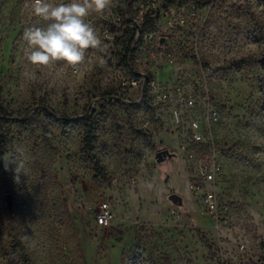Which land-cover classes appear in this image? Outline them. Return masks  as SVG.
I'll return each mask as SVG.
<instances>
[{
  "label": "rangeland",
  "instance_id": "1",
  "mask_svg": "<svg viewBox=\"0 0 264 264\" xmlns=\"http://www.w3.org/2000/svg\"><path fill=\"white\" fill-rule=\"evenodd\" d=\"M140 1L113 0L111 12L91 15L107 47L73 68L27 63L24 30L44 22L31 0H0V158L25 169L0 159V264H264V0H197L200 16L184 24L175 7L153 21V4L137 20ZM195 79L208 81L221 113L218 191L231 206L221 228L190 193L180 151L204 111L156 102ZM164 150L176 157L159 166ZM103 203L113 219L99 227ZM240 245L246 256L237 259Z\"/></svg>",
  "mask_w": 264,
  "mask_h": 264
},
{
  "label": "built area",
  "instance_id": "2",
  "mask_svg": "<svg viewBox=\"0 0 264 264\" xmlns=\"http://www.w3.org/2000/svg\"><path fill=\"white\" fill-rule=\"evenodd\" d=\"M127 6L131 7L137 0H126ZM153 4L157 7L154 14L151 15L153 21H158L160 10L163 7H175L177 9H169V13L173 15V19L184 24L190 21H196L200 16L198 7L200 4L197 0H141L139 2V11L137 20L144 19V9L146 5ZM198 10V14H197ZM168 18L169 13L165 12ZM116 22L121 21V17L114 18ZM181 24V25H182ZM203 83V84H202ZM131 87L138 88L139 82L132 80L128 83ZM152 93L159 88L156 82H151ZM182 86L171 87L166 91L158 93L156 102L165 103H181L192 109L201 108L204 112L201 117H194L188 123V129L184 132L181 145V153L186 160V169L189 178V191L192 195L199 199L202 215L207 217L216 228L226 226L231 215V206L218 191L220 184L224 178V166L226 159V151L224 147L218 143L216 136V128L221 123V113L213 105L211 91L208 87L207 80L195 79L189 91ZM177 126L180 128L186 122L180 119L176 113ZM182 124V125H181ZM146 126L150 122H145ZM113 219V213L107 203L100 206V211L96 217V224L99 227H106ZM240 258H245L246 247L240 245L235 253Z\"/></svg>",
  "mask_w": 264,
  "mask_h": 264
},
{
  "label": "clouds",
  "instance_id": "3",
  "mask_svg": "<svg viewBox=\"0 0 264 264\" xmlns=\"http://www.w3.org/2000/svg\"><path fill=\"white\" fill-rule=\"evenodd\" d=\"M113 6V0H31V13L44 22V26L25 28L24 59L37 67L52 66L57 62L73 68L82 66L87 62L89 49L103 52L107 47L88 18L93 14H108ZM99 62L103 64L102 59ZM0 159L6 169L15 163L17 174L24 173L21 159L7 155Z\"/></svg>",
  "mask_w": 264,
  "mask_h": 264
},
{
  "label": "water",
  "instance_id": "4",
  "mask_svg": "<svg viewBox=\"0 0 264 264\" xmlns=\"http://www.w3.org/2000/svg\"><path fill=\"white\" fill-rule=\"evenodd\" d=\"M175 157H176V155L170 153L169 150H164V151L158 152L156 154V161H157L158 165L161 166L164 163H166L167 161H171ZM7 200L9 202L8 206H9V208H11L12 207V197L8 196ZM170 200L176 205H179V206L183 205V199L180 196H178V195H172L170 197Z\"/></svg>",
  "mask_w": 264,
  "mask_h": 264
},
{
  "label": "trees",
  "instance_id": "5",
  "mask_svg": "<svg viewBox=\"0 0 264 264\" xmlns=\"http://www.w3.org/2000/svg\"><path fill=\"white\" fill-rule=\"evenodd\" d=\"M93 144H94V137L91 134V132L88 131L86 133V136H85V150L87 152H91L92 151Z\"/></svg>",
  "mask_w": 264,
  "mask_h": 264
}]
</instances>
